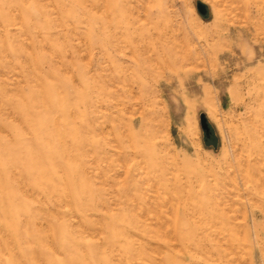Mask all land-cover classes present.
<instances>
[{
	"label": "rangeland",
	"instance_id": "1",
	"mask_svg": "<svg viewBox=\"0 0 264 264\" xmlns=\"http://www.w3.org/2000/svg\"><path fill=\"white\" fill-rule=\"evenodd\" d=\"M0 264H264V0H0Z\"/></svg>",
	"mask_w": 264,
	"mask_h": 264
},
{
	"label": "water",
	"instance_id": "2",
	"mask_svg": "<svg viewBox=\"0 0 264 264\" xmlns=\"http://www.w3.org/2000/svg\"><path fill=\"white\" fill-rule=\"evenodd\" d=\"M197 8H198L200 13L204 12V8L202 6H198ZM199 125H200V128L206 132L207 125H206V121L204 120L202 115H199Z\"/></svg>",
	"mask_w": 264,
	"mask_h": 264
}]
</instances>
